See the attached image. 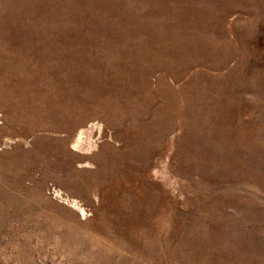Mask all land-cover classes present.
<instances>
[{"label":"rangeland","instance_id":"rangeland-1","mask_svg":"<svg viewBox=\"0 0 264 264\" xmlns=\"http://www.w3.org/2000/svg\"><path fill=\"white\" fill-rule=\"evenodd\" d=\"M22 4L31 5V13ZM0 5V19L19 21L18 35L36 43L50 35L73 54L85 51L96 69L113 78L150 65L147 86L154 93L164 68L139 59L133 65L125 57L128 48L152 54L164 39L195 54L193 43L206 36L168 29L155 33L157 39L138 35L141 25L156 29L143 15L154 9L145 0ZM230 7L222 32L231 58L215 69L207 61L217 50L213 56L203 51L206 62L191 69L207 80L222 77L214 90L190 87L204 102L223 93L221 111L207 117L181 116L189 93L185 78L172 74H165L172 90L166 100L172 97L174 106L170 118L153 113L163 101L158 94L142 97L147 110L139 102L118 111L115 97L102 93L101 100L112 102L103 108L82 90L84 103L78 99L72 106L69 128L58 129L46 123L45 112L18 105L23 97L14 86L0 85V264H264V0ZM101 16L123 32L114 35ZM85 75L91 79L93 70ZM94 123L101 125L99 133L91 131L96 146L72 150L71 131ZM73 199L84 214L69 203Z\"/></svg>","mask_w":264,"mask_h":264},{"label":"bare ground","instance_id":"bare-ground-1","mask_svg":"<svg viewBox=\"0 0 264 264\" xmlns=\"http://www.w3.org/2000/svg\"><path fill=\"white\" fill-rule=\"evenodd\" d=\"M145 1H151L154 4V9L143 15H147L156 22V24H154V28L156 29L145 28L141 25L136 29L138 35L144 36L149 32L152 33L153 38H156L157 36L154 35L155 33L159 35V33H163L162 30L168 29L174 34L191 33L194 31L195 33H205L206 36L204 38L200 36L202 38L197 40L198 42L196 41V43H193L194 48H196L195 54L190 53L186 49L187 45L177 44L170 46L164 42V39H159V41L153 45L152 54L147 50L135 52L132 51L131 48H128L125 54L126 59L128 58V60H130L129 62L133 65L136 59L148 64L153 62L163 67L167 76L172 74L174 80L185 78L182 80V87L186 89L189 96L187 95L186 106L183 112H181V116H187V114L192 113L195 116L201 115L202 117H207V115H211L212 112H220L223 107V102L221 103L219 100V98H221L220 95H223L221 91L218 92L215 98L206 97L204 102L202 100L204 97L202 94L199 95L198 93L199 99L196 98L197 88L194 90L191 89L190 91V87L199 84L202 88L207 86L210 90H214L213 88L215 87L216 89V85L219 84L218 81H220L222 77L216 76L207 80L204 79L201 73L191 69L194 65L206 62L203 51H207L210 53L208 55L213 56L212 51L217 50V54L215 55L216 58L213 61H207L210 67L215 69L222 67L224 63L231 58L233 49L228 46L230 41L222 32L223 21L231 12L232 8L230 6H237L240 4L243 7H247L249 2L253 3V0ZM232 2H234V4H232ZM29 6L31 5L22 4L20 9H26L27 12L31 13V7ZM128 18L130 17L128 16ZM101 19H105L103 21L104 24L111 27L114 35L122 31L123 27H117L118 25H114L108 18L107 20L109 23L104 16H101ZM160 21H163L165 25L162 24V27H160V25H158ZM9 22L14 25L10 27L11 30L7 29V24ZM38 24L39 23H37V25ZM53 24L54 22H51V25ZM90 24L93 23L90 22ZM39 25L41 26V24ZM18 26L19 21H6V19H0V85L9 87L10 90L13 89L14 86L23 97L22 101H18L17 104H26L29 106V112L33 114L45 112L48 114L46 123L50 127L56 129L69 128V115L71 114L72 106L80 99L79 92L82 90L86 93V96L90 94L92 97L96 98V100H101L102 93H106L110 97H115L113 106L118 111H128L129 108L132 107L134 109L139 102L143 103L144 110L151 108L150 104L145 105L147 102L142 98L145 93L149 95H153L154 93V91L149 90L147 86V72L151 68L150 65L147 69L142 70V72L138 74H135L133 70H120L121 73L118 75V79H116V77L113 78L110 72L96 69V64L90 62L91 59L85 51L78 49V51L73 54L68 49L63 48L61 43L51 39L50 35H48L47 38H37L39 42L36 43L31 38H24V35H18V33L14 31L17 30L16 27ZM125 31H127V28ZM42 44L48 46V48L41 49L40 45ZM188 55H192V59H186ZM86 70H93L91 79L85 75ZM165 74L160 76L159 86L154 93L162 97L163 101L153 113L170 118L173 114L174 106L173 100H171L172 97L170 101L166 100V96L171 94L172 90L165 80ZM49 90L50 94L48 93ZM60 98L65 100L60 103ZM121 99L124 100V102H122ZM196 101H199V103ZM79 102L83 104L84 100L81 98ZM208 105L210 107H207ZM100 106L103 108L112 107V102L102 99ZM93 129H96L99 133L101 125L98 123L91 124L88 127L81 125L74 131H71L69 134L71 149L74 151H88L95 147L96 140L91 136V131ZM69 203L78 209L80 214H84V208H82L75 199L71 200Z\"/></svg>","mask_w":264,"mask_h":264},{"label":"built area","instance_id":"built-area-1","mask_svg":"<svg viewBox=\"0 0 264 264\" xmlns=\"http://www.w3.org/2000/svg\"><path fill=\"white\" fill-rule=\"evenodd\" d=\"M51 192L52 194L55 196V197H58L60 198L61 194L59 192H57V190H54L53 188L51 189Z\"/></svg>","mask_w":264,"mask_h":264}]
</instances>
